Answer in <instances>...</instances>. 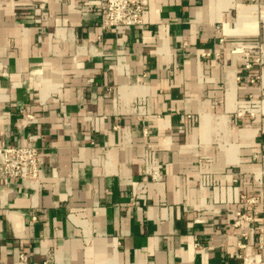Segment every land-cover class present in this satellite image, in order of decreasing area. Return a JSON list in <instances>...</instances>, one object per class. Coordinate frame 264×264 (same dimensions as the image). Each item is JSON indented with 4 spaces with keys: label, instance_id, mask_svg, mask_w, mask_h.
Instances as JSON below:
<instances>
[{
    "label": "crops",
    "instance_id": "0c3cea01",
    "mask_svg": "<svg viewBox=\"0 0 264 264\" xmlns=\"http://www.w3.org/2000/svg\"><path fill=\"white\" fill-rule=\"evenodd\" d=\"M261 112L264 0H0V264H264Z\"/></svg>",
    "mask_w": 264,
    "mask_h": 264
},
{
    "label": "built area",
    "instance_id": "2783aa9c",
    "mask_svg": "<svg viewBox=\"0 0 264 264\" xmlns=\"http://www.w3.org/2000/svg\"><path fill=\"white\" fill-rule=\"evenodd\" d=\"M147 4L148 0H98L100 25L102 28L140 25L144 21V10ZM246 66L250 67V63ZM261 113L264 119V112ZM250 114L253 112L250 111ZM27 117L30 118V115ZM41 164L42 157L38 148L30 143L0 146V177L3 179L38 180ZM258 246L264 253V240Z\"/></svg>",
    "mask_w": 264,
    "mask_h": 264
}]
</instances>
